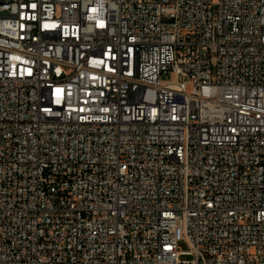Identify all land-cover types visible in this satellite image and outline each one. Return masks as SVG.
Instances as JSON below:
<instances>
[{
  "label": "built area",
  "instance_id": "2783aa9c",
  "mask_svg": "<svg viewBox=\"0 0 264 264\" xmlns=\"http://www.w3.org/2000/svg\"><path fill=\"white\" fill-rule=\"evenodd\" d=\"M0 264H264V0H0Z\"/></svg>",
  "mask_w": 264,
  "mask_h": 264
},
{
  "label": "rangeland",
  "instance_id": "374dc122",
  "mask_svg": "<svg viewBox=\"0 0 264 264\" xmlns=\"http://www.w3.org/2000/svg\"><path fill=\"white\" fill-rule=\"evenodd\" d=\"M164 80H165V79H164ZM180 246L183 247V248H185V247H186V243H185L184 241H181V242H180Z\"/></svg>",
  "mask_w": 264,
  "mask_h": 264
}]
</instances>
